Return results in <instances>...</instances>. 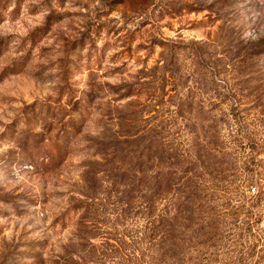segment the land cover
<instances>
[{"label":"rangeland","instance_id":"obj_1","mask_svg":"<svg viewBox=\"0 0 264 264\" xmlns=\"http://www.w3.org/2000/svg\"><path fill=\"white\" fill-rule=\"evenodd\" d=\"M157 130L240 138L222 218L264 229V0H0V264H106Z\"/></svg>","mask_w":264,"mask_h":264},{"label":"trees","instance_id":"obj_2","mask_svg":"<svg viewBox=\"0 0 264 264\" xmlns=\"http://www.w3.org/2000/svg\"><path fill=\"white\" fill-rule=\"evenodd\" d=\"M151 138L146 168L137 167L132 192L123 193V229L104 250L106 264H264V229L248 224L241 241L222 218L219 182L238 171L232 159L241 139L202 135L187 148L165 131ZM123 172L131 175L129 168ZM130 215L132 227L125 223Z\"/></svg>","mask_w":264,"mask_h":264}]
</instances>
